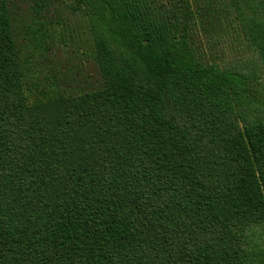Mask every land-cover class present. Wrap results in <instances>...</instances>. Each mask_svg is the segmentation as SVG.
<instances>
[{"label":"trees","instance_id":"16d2710c","mask_svg":"<svg viewBox=\"0 0 264 264\" xmlns=\"http://www.w3.org/2000/svg\"><path fill=\"white\" fill-rule=\"evenodd\" d=\"M70 1L76 87L43 66ZM187 1L0 0V264H264V117ZM236 2L264 63V0Z\"/></svg>","mask_w":264,"mask_h":264},{"label":"rangeland","instance_id":"374dc122","mask_svg":"<svg viewBox=\"0 0 264 264\" xmlns=\"http://www.w3.org/2000/svg\"><path fill=\"white\" fill-rule=\"evenodd\" d=\"M168 1L175 6L180 2L184 4V0ZM187 2L189 7H185L192 10L194 19L188 12L183 16V20L191 27L190 35L200 58L206 63L216 64L248 77L251 81L246 94L253 98L250 109L254 117H264V63L249 39L247 28L248 23L250 24L249 17L254 15V10L238 4L236 0ZM70 5L71 1L68 2L70 9L63 8L61 13L51 18L54 29L58 30V35L55 36L57 48L53 49L43 66L47 70L50 69L49 73L55 75L60 83L76 87L80 85L79 81L83 77H90L94 82L97 74L88 59H81L75 53L85 52L84 43H87L91 36L86 18L79 11L72 10ZM246 16L247 20L244 19ZM61 31H66L67 41H78V47L64 51L61 47L64 43H60Z\"/></svg>","mask_w":264,"mask_h":264}]
</instances>
